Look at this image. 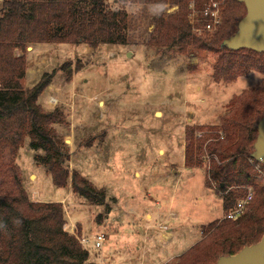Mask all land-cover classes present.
<instances>
[{
    "label": "rangeland",
    "instance_id": "1",
    "mask_svg": "<svg viewBox=\"0 0 264 264\" xmlns=\"http://www.w3.org/2000/svg\"><path fill=\"white\" fill-rule=\"evenodd\" d=\"M108 1L121 8L119 0ZM219 2L223 24L226 0ZM125 10L129 45L102 44L92 50L87 45L32 44L24 56L29 74L23 88L31 89L44 74L55 73L38 104L59 118L48 129L69 153L64 166L103 191L105 205H90L74 194L71 179L65 189L54 187L47 168L34 169V157H44L45 152L32 150L29 137L14 162L22 188L30 203L36 201L38 191L44 201H64L65 231L80 243L88 242L85 248L93 263L152 264L151 257L142 263L141 247L148 226L162 222L178 235L176 250L180 253L211 224L219 223L209 240L171 263L197 264L212 253L209 261L216 264L220 254L237 249L235 238L247 243L246 235H257L259 224L264 223V204L259 202L254 211L248 207L238 221L220 224L225 215L220 194L215 183L213 190L219 196L206 188L209 170L218 161L211 150L223 143L226 128L233 120L240 122L247 113L262 109L264 53H230L231 58L245 57L256 66L236 70L234 81L216 80L219 69L226 66L220 62L221 53L149 44L156 19L177 13L178 6L128 4ZM191 31L197 37L205 35ZM38 45H42L39 51ZM191 141L193 167L186 168ZM246 169L254 174L251 166ZM1 179L0 189L10 196L11 186ZM147 215L152 219L147 220ZM114 217L120 222L118 234L113 233ZM99 234L107 242L95 251Z\"/></svg>",
    "mask_w": 264,
    "mask_h": 264
},
{
    "label": "trees",
    "instance_id": "2",
    "mask_svg": "<svg viewBox=\"0 0 264 264\" xmlns=\"http://www.w3.org/2000/svg\"><path fill=\"white\" fill-rule=\"evenodd\" d=\"M190 1L119 0L120 9L109 5L108 0L3 1V14L0 17V176L1 181L12 189L9 191L10 196L0 189V264H97L90 261L89 253L78 239L65 231L67 223L61 203L28 201L14 163L27 137L31 140L32 150L45 152L44 157L34 160L37 165L47 168L56 188H67L71 179L73 193L90 205L103 206L106 202L103 191H98L77 172L71 174L64 166L69 153L48 129L59 118L38 104L55 73L44 74L31 89L23 88L22 82L26 76L24 56L28 46L87 45L96 50L102 44L129 45V15L125 10L128 4L170 5L178 6L179 10L173 15L156 19L150 45L221 53L220 62H225L226 66L219 69L216 80L234 81L236 70L255 67L256 63L247 62L245 57L231 58L230 53L259 55L256 52L246 49L233 51L223 46V42L236 33L240 21L246 15L245 5L239 0H226L224 22L220 30L215 34L197 37L192 33L187 19ZM210 1L195 0V4L198 9H202ZM16 52H21V55L17 57ZM261 104L262 109L256 108L252 113H247L246 119L240 122L233 120L224 131L226 137L223 143L211 150L218 161H213V167L209 170L207 186L213 189V184H216L214 188L222 197L227 213L247 195L248 189L252 190L254 197L248 205L252 211L256 209L257 203L264 204V183L250 163L258 135V123L264 117V104ZM194 151L195 146L191 141L185 158L187 167H193ZM240 159L244 160L243 165ZM247 165L254 169V174L247 171ZM218 224H211L204 233V240L192 250L209 240ZM259 226L257 235L247 232V239L244 238L247 243L235 238L233 242L238 243L237 249L220 254L218 259L235 255L244 247L257 244L264 235V223ZM210 255L214 254L209 253L199 261L204 262L206 259L205 264L211 263Z\"/></svg>",
    "mask_w": 264,
    "mask_h": 264
},
{
    "label": "water",
    "instance_id": "3",
    "mask_svg": "<svg viewBox=\"0 0 264 264\" xmlns=\"http://www.w3.org/2000/svg\"><path fill=\"white\" fill-rule=\"evenodd\" d=\"M246 7L236 33L223 42L233 51L242 49L264 53V0H239ZM258 135L252 159L264 164V117L258 123ZM216 264H264V235L252 246L244 247L232 256L220 257Z\"/></svg>",
    "mask_w": 264,
    "mask_h": 264
},
{
    "label": "crops",
    "instance_id": "4",
    "mask_svg": "<svg viewBox=\"0 0 264 264\" xmlns=\"http://www.w3.org/2000/svg\"><path fill=\"white\" fill-rule=\"evenodd\" d=\"M40 47L42 48V45H38L37 46L38 51L40 50ZM32 51H33V49H32ZM26 74L28 76L29 73L26 72ZM42 107L45 108V105L44 106L42 105ZM184 152H185V150H184ZM33 164H34V169L35 170H37V171L41 170V166L37 165L35 163V160H33ZM185 167L187 168L186 163H185ZM22 172L25 173L24 171H22ZM34 177L36 178V181H37L38 180L37 176L35 175ZM30 178H32L31 175H30ZM42 179H44V173L41 174L40 180H42ZM206 188H208L207 183H206ZM211 190L214 192V194H216V196H219V195H217V193L213 189H211ZM35 196H37V198H35L36 201H31V202H34V203L35 202L36 203H51V202L42 200L41 199L42 193L39 192V191L35 194ZM219 197H220V201L222 202V210H223L224 214L226 215L227 212H225V210H224L223 199H222L221 196H219ZM61 204L63 206H65L64 205V201H62ZM113 211L114 210H112V212ZM114 215L115 214L113 212V216ZM225 215L223 216V218L221 220H224ZM146 219L147 220H151L152 216L151 215H147ZM114 220H115V222H114V227L113 228L115 229V231L113 233H117L118 234L119 233L120 222H119V219L116 220V218H115ZM106 224L107 223H104L102 228H104L106 226ZM199 237H200V239L197 240L195 243L191 244L185 250V252L180 253V252H178L176 250L180 246V244L177 243L178 242V235L176 234V232H173V230H171L170 228L165 227L164 224H162V222H158L155 226H148V230L145 233V241L146 242L144 241V245L141 247L142 254H141V258L140 259H141V261L143 263L145 261V258L151 257L152 259L150 260V262L152 264H171V263L177 261V259H179L183 255H185L187 252H189L193 247H196V244H198V241H201V240L204 239V233H203L202 236L200 235ZM186 242L184 244H186ZM138 250H140V249L138 248ZM144 263H146V261ZM99 264H100V262H99Z\"/></svg>",
    "mask_w": 264,
    "mask_h": 264
},
{
    "label": "built area",
    "instance_id": "5",
    "mask_svg": "<svg viewBox=\"0 0 264 264\" xmlns=\"http://www.w3.org/2000/svg\"><path fill=\"white\" fill-rule=\"evenodd\" d=\"M220 5H222L219 0H211L206 3L202 9H198L195 4V0L190 3V13H189V24L194 33L198 35L215 33L222 25V19L220 17ZM251 165L254 166L258 177L262 179L264 183V171L262 170V164L251 160ZM253 192L248 189L247 195L237 202L234 209L228 212L224 220L237 221L240 219L247 210L248 205L253 201ZM107 242V238L104 234H100L96 237L95 241V251L102 250L103 245ZM82 247L90 253L85 246L88 245L87 241H83Z\"/></svg>",
    "mask_w": 264,
    "mask_h": 264
}]
</instances>
